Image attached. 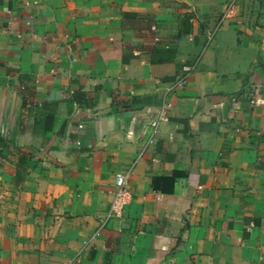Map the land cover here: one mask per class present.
<instances>
[{
    "label": "crops",
    "instance_id": "0c3cea01",
    "mask_svg": "<svg viewBox=\"0 0 264 264\" xmlns=\"http://www.w3.org/2000/svg\"><path fill=\"white\" fill-rule=\"evenodd\" d=\"M229 1L0 0V264H264V0Z\"/></svg>",
    "mask_w": 264,
    "mask_h": 264
},
{
    "label": "built area",
    "instance_id": "2783aa9c",
    "mask_svg": "<svg viewBox=\"0 0 264 264\" xmlns=\"http://www.w3.org/2000/svg\"><path fill=\"white\" fill-rule=\"evenodd\" d=\"M236 0H230L224 7V10L220 17V23L231 18L234 15V7ZM151 31L155 32L156 27L153 25L150 28ZM211 40V37L208 39ZM197 61H194L191 65H184L181 69V73L175 78L173 83L165 88L161 96L160 105L155 109L152 118L148 123V137L145 142V146L139 151L136 159L133 161L130 168L121 173H116L113 178V199L110 204L109 210L107 211L106 219L107 221L113 217H121L123 215L126 205H128L131 194L128 188V178L131 174L132 168L135 163L142 158L143 153L148 147L152 146L155 142V137L159 131L160 124L166 119L168 113L172 109L171 102L169 101V95L175 92L177 89L182 88L186 85L190 74ZM264 261V258H263Z\"/></svg>",
    "mask_w": 264,
    "mask_h": 264
}]
</instances>
